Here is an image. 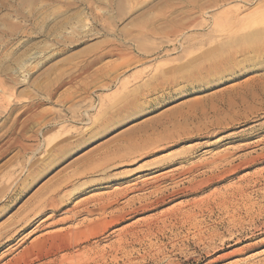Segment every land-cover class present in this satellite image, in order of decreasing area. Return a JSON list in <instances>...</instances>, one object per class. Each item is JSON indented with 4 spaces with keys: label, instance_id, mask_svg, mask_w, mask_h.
Returning <instances> with one entry per match:
<instances>
[{
    "label": "rangeland",
    "instance_id": "374dc122",
    "mask_svg": "<svg viewBox=\"0 0 264 264\" xmlns=\"http://www.w3.org/2000/svg\"><path fill=\"white\" fill-rule=\"evenodd\" d=\"M0 208V264H264V0H0Z\"/></svg>",
    "mask_w": 264,
    "mask_h": 264
},
{
    "label": "bare ground",
    "instance_id": "6f19581e",
    "mask_svg": "<svg viewBox=\"0 0 264 264\" xmlns=\"http://www.w3.org/2000/svg\"><path fill=\"white\" fill-rule=\"evenodd\" d=\"M41 116H42V115H41ZM16 141H17V140H16ZM146 141H147V140H146ZM146 141H145V142H146ZM141 142H142V141H141ZM17 143H19V142H16V144H17ZM136 143H137V142H136ZM22 144H23V143H22ZM25 144H26V143H25ZM145 144H146V143H145ZM19 145H20V144H19ZM19 145H18V146H19ZM27 146H28V145H26V148H27ZM21 147H22V145H21ZM24 147H25V146H24ZM24 147H23L22 150H25V149H26V148H24ZM138 147H139V146H138ZM29 149H31V148H29ZM112 151H113V150H112ZM96 159H98V158H95V160H96ZM91 160H92V159H91ZM93 160H94V159H93ZM107 160H108V159H107ZM109 160H110V159H109ZM220 160H221V159H220ZM99 161H100V159L97 160V163H96L95 165H93L94 167H93V169L91 170V173H92V172H98V171L106 170L108 164H107V163H106V164H103L104 161H103V163H102V162L100 163ZM105 162H106V161H105ZM108 162H110V161H108ZM218 162H219V161H218ZM92 163H93V162H92ZM82 165H83V164H82ZM217 166H218V165H217ZM68 168H69V167H68ZM104 172H105V171H104ZM26 180H27V179H26ZM68 180H70V179H68ZM4 181H5V180H4ZM21 181H22V180H21ZM22 182H24V181H22ZM23 186H24V185H23ZM63 186H64V185H63ZM203 186H204V185H203ZM15 187H16V186H15ZM64 187H65V186H64ZM12 188H13V187H12ZM1 189H2V188H1ZM10 189H11V188H10ZM165 189H166V188H165ZM43 190H44V187H43ZM52 191L54 192V189H53ZM55 191H56V190H55ZM125 191H128V189H126V190L124 189V190H123V192H125ZM184 191H185V190H184ZM190 191H191V190H190ZM111 192H112V191H111ZM121 192H122V191H121ZM156 192H158V191H156ZM51 193H52V192H51ZM102 193H103V192H102ZM118 193H119V191H114L113 193H109V195H107L106 193H105V194H106L108 197H110V196L113 194V195H112V198H114V197H116V196L118 195ZM54 194H55V193H54ZM100 195H101V194H100ZM5 196H6V195H5ZM37 196L39 197V194H38ZM40 196H41V195H40ZM49 196H50V195H49ZM49 196H48V197H49ZM102 196H103V195H102ZM48 197H46V198H48ZM117 197H118V196H117ZM170 197H171V196H170ZM39 198H40V197H39ZM39 198H38V199H39ZM101 198H102V197H101ZM35 199H37V197H36ZM38 199H37V200H38ZM42 199H43V198H42ZM108 200H110V199H108ZM224 200H225V199H224ZM237 200H238V199H237ZM39 202H40V201H39ZM42 202H43V201H42ZM42 202H41V203H42ZM48 202H49V203H52V204H55V201H54L53 199H51V201H48ZM82 202H83V201H82ZM197 202H198V201H197ZM41 203H40V204H41ZM60 203H61V202H60ZM128 203H129V202H128ZM131 203H132V202H131ZM194 203H195V202H194ZM194 203H193V204H194ZM236 203H237V202H236ZM222 204H223V205H224V204H225V205H228V204L226 203V201H225V203H222ZM47 205H48V204H47ZM61 205H62V204H61ZM126 205H127V204H126ZM1 207H2V206H1ZM226 207H227V206H226ZM39 208H41V207H39ZM49 208H50V207H49ZM1 209H2V208H0V211H1ZM37 209H38V208H37ZM115 211H116V210H115ZM117 211H118V210H117ZM120 212L123 213L122 210H121ZM17 213H18V212H17ZM120 214H121V213H120ZM29 215H30V214H29ZM29 215H28V216H29ZM117 215H118V214H117ZM121 215H122V214H121ZM123 216H124V215H123ZM123 216H119L118 219H121V218L123 219ZM195 216H196V215H195ZM48 217L50 218V216H48ZM48 217L46 218L47 220L49 219ZM108 217H109V216H108ZM116 217H117V216H116ZM196 217H197V216H196ZM25 218H26V217H25ZM28 218H29V217H28ZM51 218H52V217H51ZM113 218H114V217H113ZM29 219H30V218H29ZM114 219H115V218H114ZM30 220H32V219H30ZM192 220H193V219H192ZM43 221H46V220H43ZM115 221H116V220H115ZM19 222H21V221H19ZM22 222H24V221H22ZM22 222H21V223H22ZM108 222H109V221H108ZM108 222H106V223H108ZM26 223H27V222H26ZM55 223H56V222H55ZM106 223H105V225H106ZM12 224H14V223H12ZM15 224H18V223H15ZM199 224H200V223H199ZM18 225H19V224H18ZM109 225H110V223H109ZM4 226H5V225H4ZM15 226H16V225H15ZM0 228H1V227H0ZM3 228H4V227H3ZM3 228H1V229H3ZM19 229H20V228H19ZM4 230H5V229H3V231H4ZM6 230H9V229H6ZM6 230H5V231H6ZM11 230H12V229H11ZM11 230H10V231H11ZM15 230H16V229H15ZM10 231H9V232H10ZM17 231L19 232V230H16V232H17ZM79 231H80V230H79ZM6 232H7V231H6ZM13 232H14V231H13ZM81 232H82V230H81ZM89 232H91V231H89ZM14 233H15V232H14ZM123 233H125V231L122 232V234H123ZM15 234H16V233H15ZM84 234H85V233H84ZM84 234H82V235H84ZM122 234H121V235H122ZM9 235H10V234H9ZM12 235H13V234H12ZM7 236H8V234H7ZM7 236H5V237H7ZM73 236H74V235H73ZM88 236H90V235H88ZM88 236H87V234H86L85 239L88 238ZM122 236H124V235H122ZM122 236H120V238H121ZM0 237H1V236H0ZM75 237H76V236H75ZM11 238H12V237H11ZM72 238H74V237H72ZM78 239L80 240L81 238H78ZM83 239H84V238H83ZM85 239H84V240H85ZM8 240H9V239H8ZM122 240H123V239H122ZM77 241H78V240H77ZM77 241H76V242H77ZM74 242H75V241H74ZM76 242H75V244H77ZM124 242H125V241H124ZM124 242H121V241H120V242H118V243H120V245H121V243H124ZM71 243H72V242H71ZM73 244H74V243H73ZM78 244H79V243H78ZM120 245H119V247H120ZM45 246H46V245H45ZM114 247H115V246H114ZM44 249H45V248H44ZM120 249H121V248H120ZM34 250H35V249H34ZM101 250H102V249H101ZM123 250H124V249H123ZM43 253H44V252H43ZM33 254H34V253H33ZM26 255H27V254H26ZM35 255H36V253H35ZM42 255H43V254H42ZM73 256H74V255H73ZM36 257H37V255H36ZM94 257H95V256H94ZM101 257H102V255L99 256V257L96 259V262H99V260L101 259ZM32 258H33V257H32ZM65 258H66V257H65ZM30 259H31V258H30ZM86 259H87V258H86ZM93 259H94V258H93ZM74 260H75V259H74ZM84 260H85V259H84ZM52 261H53V260H52ZM101 261H102V260H101ZM89 262H91V261H89ZM24 263H25V262H24Z\"/></svg>",
    "mask_w": 264,
    "mask_h": 264
}]
</instances>
